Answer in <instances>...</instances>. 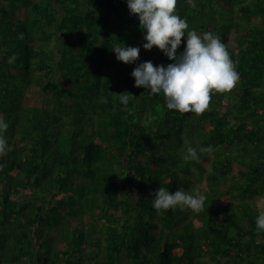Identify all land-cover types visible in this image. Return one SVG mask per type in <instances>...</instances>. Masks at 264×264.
Masks as SVG:
<instances>
[{
	"label": "trees",
	"instance_id": "16d2710c",
	"mask_svg": "<svg viewBox=\"0 0 264 264\" xmlns=\"http://www.w3.org/2000/svg\"><path fill=\"white\" fill-rule=\"evenodd\" d=\"M194 3L177 0L189 30L238 61L202 115L134 86L138 63L173 61L143 48L127 0H0V264H264V0ZM122 43L140 48L135 63L116 59ZM188 146L199 162L183 161ZM205 161L203 212L153 208L152 192L190 191Z\"/></svg>",
	"mask_w": 264,
	"mask_h": 264
},
{
	"label": "clouds",
	"instance_id": "9594fccd",
	"mask_svg": "<svg viewBox=\"0 0 264 264\" xmlns=\"http://www.w3.org/2000/svg\"><path fill=\"white\" fill-rule=\"evenodd\" d=\"M191 7H196L194 0H187ZM130 14L138 16L139 28L144 33L146 43L143 48L151 50L156 46L172 63L154 65L151 60L138 63L131 72L135 78V87L150 90L153 95L163 93L168 110L182 114L195 113L202 115L208 110L212 94L230 91L239 79L236 65L230 57L227 46L219 35L209 31L202 35L194 29L189 30L186 19L177 14V0H127ZM186 37L183 51L178 52L182 38ZM118 61L126 64L135 63L140 56V48L117 44L110 48ZM11 62V60L9 61ZM120 103L125 105L135 95L128 91L118 93ZM100 103L107 104V98L101 97ZM151 122L156 117L148 114ZM9 128L8 122L0 118V157L9 150L8 140L4 133ZM208 149L201 148L199 152ZM184 162H199L196 148L188 146L182 156ZM154 197L152 206L157 212L179 209L200 213L205 210L206 195L200 188L190 191L183 187L169 191L159 186L151 193ZM256 231L264 234V208L258 209L255 218Z\"/></svg>",
	"mask_w": 264,
	"mask_h": 264
},
{
	"label": "rangeland",
	"instance_id": "374dc122",
	"mask_svg": "<svg viewBox=\"0 0 264 264\" xmlns=\"http://www.w3.org/2000/svg\"><path fill=\"white\" fill-rule=\"evenodd\" d=\"M207 153L209 155H212L213 152L211 149H208ZM203 163V167L205 169L204 173L198 177V170L195 166H190V173L192 178L194 179V184L191 187V189L193 188H200V190L205 194V192L207 191L208 185H207V179L205 177L206 172H208L211 169V164L209 161H205L202 162ZM182 173H185L186 170H181ZM187 173V172H186Z\"/></svg>",
	"mask_w": 264,
	"mask_h": 264
}]
</instances>
